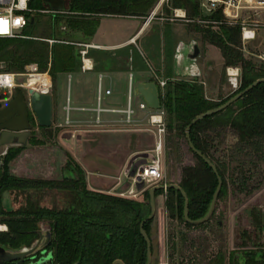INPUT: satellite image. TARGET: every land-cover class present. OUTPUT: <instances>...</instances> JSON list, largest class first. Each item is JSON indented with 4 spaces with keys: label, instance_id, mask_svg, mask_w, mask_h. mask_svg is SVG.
I'll use <instances>...</instances> for the list:
<instances>
[{
    "label": "trees",
    "instance_id": "16d2710c",
    "mask_svg": "<svg viewBox=\"0 0 264 264\" xmlns=\"http://www.w3.org/2000/svg\"><path fill=\"white\" fill-rule=\"evenodd\" d=\"M156 0H67L69 14L66 24L74 31L92 34L98 24L96 16L130 15L145 11ZM176 6L185 7L189 19L202 16L201 0H176ZM44 0H32L30 8L44 9ZM36 13L24 33L30 38H0V63H6L4 71L24 72L25 66L37 63L41 72H49L53 81L58 72L78 71L82 67L79 47L71 43L44 39L63 40L56 37L55 17L43 22ZM214 19L223 21L218 28L193 25V30L202 34V39L220 49L224 67L241 68L239 88L227 98L215 101L206 96L200 79L178 78L170 75L167 86L160 94L166 112L167 126L177 136H184L191 122L201 114L224 104L238 92L246 89L259 78H264V63L257 66L249 59L242 47L240 25L224 22L222 12ZM40 25V34H30ZM42 35V36H39ZM44 35V36H43ZM2 70H0L1 72ZM229 128L237 137L236 150L247 149L264 159V82L258 84L235 103L217 113L206 116L192 125L190 135L195 147L217 166L223 185L219 195L227 191L226 163L218 162L212 154L211 132ZM53 133L50 134L52 136ZM33 144H44V140L33 139ZM23 148H9L0 156V193L26 194L25 205L8 212L0 198V221L7 224L8 231L0 232V243L12 249L31 245L38 237L42 221L56 224L58 264H114L122 260L125 264H147V242L141 232V224L148 236H152L150 188L144 191V199L124 197L116 194L91 190L87 186L85 172L70 155L65 169L75 177L62 179H39L18 177L11 172V162ZM193 152V150H191ZM197 162L182 168L179 186L189 199V216L193 220L203 218L209 211L219 180L213 168L197 153ZM45 190L67 191L69 202L59 207L42 206L31 193ZM166 193L165 206L172 219L180 220L188 227H206L216 213L215 210L204 223L194 224L184 217L185 197L174 187L158 189L155 196ZM253 224L263 230L262 219L253 215ZM153 254V246H152ZM53 264V263H52ZM218 264H225L223 261ZM229 264H264V250H243L232 255Z\"/></svg>",
    "mask_w": 264,
    "mask_h": 264
},
{
    "label": "rangeland",
    "instance_id": "374dc122",
    "mask_svg": "<svg viewBox=\"0 0 264 264\" xmlns=\"http://www.w3.org/2000/svg\"><path fill=\"white\" fill-rule=\"evenodd\" d=\"M64 1L66 8H68L67 0ZM175 4L176 0H156L155 3L145 11L130 15H122L134 16L138 19H115L106 17L103 20L105 27L101 29L99 36L108 37L114 29L111 27L119 22H123L122 24H125V22L127 24L133 22L137 24V26L141 23L144 25L148 16L153 11H156L157 16L154 18L151 25L161 23L166 27H176L179 31L183 29L185 33L182 31L183 35H181L180 41L189 42L191 39L198 41L202 49L201 57L198 59V64L202 70V76L199 79L204 84L206 96L215 101H221L227 98L237 89L234 88L230 82L228 75L229 67H224V59H222L220 49L214 45L204 42L202 34L193 30V25L195 23L187 21L189 19L187 9L185 7L176 6ZM44 6V9H50L48 5L44 4ZM182 11L186 16L185 18L180 17ZM40 13L41 14L38 15V19H41L43 22H46L53 17L56 18L54 20V24L57 38L71 40L70 38H72L73 30L66 24V14ZM251 19L261 20L262 16H252ZM39 29H41L40 25L35 31H31L30 34H40ZM170 31L171 30L169 29L166 37H164L162 32L158 35L149 29V31H147V33L143 35L139 41V44L141 45L147 41L149 44L155 43V50L160 52V55L162 54L165 57L166 72L163 73V78L168 77V74H172L173 77H177L174 73L172 60L177 45L175 40H171L168 36ZM76 38L79 41L84 40V36L81 32L76 34ZM163 41H165V46L161 47L160 44L163 43ZM242 47L245 55L257 66H261L264 63V60L260 58L264 51V27L258 29L255 40L249 42L242 41ZM113 52L114 51H108L110 58L114 57ZM31 64L34 63H30L25 66L24 72H26L27 66ZM148 67L150 69L151 66L148 65ZM5 68L6 63H0V70H2L0 74L8 72L4 71ZM24 72L10 73L21 74ZM137 74L140 75L141 73ZM72 75L76 77V73H72ZM24 78L25 77L19 76V83L24 81ZM47 78L50 80L49 76ZM66 81L67 80L65 78L63 79V76H60L57 81V85L61 91L63 96L62 99L65 104L62 114L63 122H66L67 114L71 112L70 109L67 110V107L71 106V84ZM17 88H20V86ZM25 88H23L25 91H29ZM0 90L2 91L3 89ZM15 90L16 89L13 90V93ZM53 91L54 88L52 87L50 92L53 93ZM141 101L142 98L138 97L134 92L132 107L135 112H142V110L139 109ZM55 122L57 121H54L53 125L50 127L42 128L38 127L36 117H34L33 130L36 132V136H38V138L45 140L44 149L40 148L37 151V161L47 159V156L50 153L47 148L55 147V140L57 139L53 135V137L50 136L51 133L55 134L56 132ZM165 122L167 126L168 122L166 114ZM144 125L148 126L149 124L145 121ZM59 129L63 131L68 129V127H61ZM211 135L213 142L212 154L214 158L218 162H225L227 164V191L224 196L218 200L213 220L206 227H188L180 220L170 218L165 206L166 193L158 195V197H156V211L151 231V241L153 246L152 264H157L165 259L168 260L169 264H218L220 261H223L225 264H229L230 258L233 254L238 256L241 252H243V250H264V228L263 230H259L253 224L254 214L260 216L262 224H264V159L249 149L244 152H237L236 144L238 140L234 132L229 128L213 131L211 132ZM1 150L2 149H0V154L2 152ZM162 162L167 181L177 184H179L181 180L182 168L186 165H192L197 162V159L191 151L186 138H184V136H177V133L175 131L171 132L168 126L164 137ZM17 165L16 161L14 163V167L16 168ZM18 166L17 169L19 170L20 167ZM37 170L40 172V174L37 175L39 177H56L53 172L50 174L45 173V171L42 172L40 165H37ZM123 180L124 182H129L125 179L124 175ZM141 186L142 187L139 188L138 191L140 193L138 197L135 198L137 200H143L144 191L150 188L148 185ZM127 191L128 188L125 187L111 193L129 197L130 195ZM1 196L2 195L0 193V198ZM31 196L42 206L48 207L61 208L69 202V193L62 190L33 192L31 193ZM11 198L13 206L15 209H18L20 206L25 205L27 195H17L15 193H11ZM0 224L4 225L5 223L0 221Z\"/></svg>",
    "mask_w": 264,
    "mask_h": 264
},
{
    "label": "crops",
    "instance_id": "0c3cea01",
    "mask_svg": "<svg viewBox=\"0 0 264 264\" xmlns=\"http://www.w3.org/2000/svg\"><path fill=\"white\" fill-rule=\"evenodd\" d=\"M58 13L69 14L70 12ZM106 17L138 19L134 16L98 14L96 16L98 24L95 31L92 34L81 32L84 36V40L82 41L76 38V34L79 31L73 30L71 40H66V42L74 45L76 43L93 44L99 47L89 48V60L86 61L89 64L87 66L83 67L81 57L82 67L78 71L58 72L54 81L49 72H42L46 73L50 77V80L46 78V84L41 91H49L52 83L54 88L52 93L55 108L54 121H57L55 122L56 132L53 134L57 139L55 140V147L47 148L50 151L47 159L37 161V151L43 148L45 143L39 145L33 144L32 140L34 138L41 139L36 134L28 139L26 145H11L9 148H23L18 157L10 164L12 174L25 178L62 179L68 155H70L83 168L89 189L113 193L115 190L129 187V182H124L123 175L127 166L131 163L133 156L137 153L150 152L154 149L157 140L156 133L148 127L149 125H144L145 121L148 122L144 111L135 112L133 121L130 124L125 122L123 114L108 111H103L99 116L100 122H97L98 114L95 109L97 107L100 75L104 76L102 80L103 89L110 88L112 91L110 95L105 96L103 107H125L129 75L131 73L134 74L136 86L140 82L153 81L155 73L163 78L162 75L166 72L165 57L155 50V43L149 44L147 41L142 45L139 44L141 37L149 29L158 35L162 32L164 37H166L170 29L171 31L168 33V36L171 40H175L176 45H178L177 43L180 42V37L183 35L182 31L183 33L185 31L183 29L179 31L176 27H166L161 23L147 26L141 23L137 26L133 22L128 24L126 22L125 24L119 22L111 27L114 29L108 37H100V31L105 27L103 20ZM61 41L63 40H58V42ZM160 45L164 47L165 41ZM108 51H114L113 58H110ZM172 60L174 67V56ZM148 65L151 66L150 69ZM72 73H76V77ZM137 73L141 74L138 75ZM170 75L172 74H168V77ZM60 76H63V79L65 78L71 84V106L67 107V110L70 109L71 112L67 114L66 122L62 121L65 104L57 85ZM42 78L43 76L30 77L26 81V86L29 81L32 85H40ZM61 127H68V129L61 131L59 129ZM5 149L2 148L1 151L3 152ZM16 161L19 165L17 166L20 167L19 170L17 166L16 168L14 167ZM37 165L41 166L42 172L45 171V173L49 174L53 172L56 177L42 178L37 176L40 174L37 170ZM168 184H171V182H168Z\"/></svg>",
    "mask_w": 264,
    "mask_h": 264
},
{
    "label": "built area",
    "instance_id": "2783aa9c",
    "mask_svg": "<svg viewBox=\"0 0 264 264\" xmlns=\"http://www.w3.org/2000/svg\"><path fill=\"white\" fill-rule=\"evenodd\" d=\"M32 0H0V28L7 27V31H0V38H30L24 33V29L28 26L29 22L32 20V17L38 13H55L50 9H32L30 8V2ZM206 10V11H205ZM201 12L202 16L195 19H188L189 22H194L196 24L202 26H212L214 28H218L223 21H219L214 19V16L218 12H222L224 15V22L229 25H240L241 33H242V41L249 42L253 41L257 37V31L259 28L264 27V0H201ZM61 13H69L61 12ZM157 16L156 11H153L148 18L146 19L144 26L150 25L154 18ZM252 16H262V19H251ZM181 18H185V14L180 15ZM16 21H19L17 23ZM49 43L57 42L55 39H44ZM68 43L66 41H61ZM76 45L80 48V55L83 61V67L87 66L86 61L88 59L89 48H97L99 46L93 44H85V43H76ZM262 60H264V51L260 56ZM41 72L39 70V66L37 63L31 64L27 66L26 72L18 74V73H10L5 72L0 74V80L5 79L12 81L9 84L0 85V89H3L4 92L9 93L10 95L13 93V90L18 86L21 88L24 87V83L28 79V76L35 73ZM228 75L230 82L234 86V88H239V78H240V68L239 67H229ZM25 77L24 81L19 83L18 77ZM10 77V78H9ZM104 76L100 75V84H99V93L97 96V107L96 112L97 122H100V114L103 111H108L112 113H120L125 117V122L130 124L133 121V116L135 114V110L132 107L133 96L135 91V78L134 74L131 73L129 75V85H128V93H127V101L126 106L123 108H104L103 100L105 96L111 94V89H103L102 80ZM154 81H156L160 94L164 91L167 86V79L162 78L156 73L154 74ZM53 87V84L50 88ZM28 89V88H25ZM2 90V91H3ZM30 90V89H28ZM1 91V90H0ZM41 91V90H39ZM46 92V91H42ZM139 109L146 113V117L148 120V124L150 129L156 133V144L152 151L145 153H137L133 156L131 163L127 166L124 177L129 181L128 193L129 197L137 198L139 193L138 189L140 185H148L150 188L154 186H164V190H167V179L163 169V152H164V137L167 131V126L165 122V109H150L147 103L142 100L139 104ZM7 150L5 149L0 156H5ZM1 166V162H0ZM132 172L134 174L132 175ZM138 188V189H137ZM149 189V188H148ZM4 226V228H0V231L8 230L7 225L0 224V227ZM157 264H169L168 260H163Z\"/></svg>",
    "mask_w": 264,
    "mask_h": 264
},
{
    "label": "water",
    "instance_id": "95a60500",
    "mask_svg": "<svg viewBox=\"0 0 264 264\" xmlns=\"http://www.w3.org/2000/svg\"><path fill=\"white\" fill-rule=\"evenodd\" d=\"M44 4L50 7V10L58 12H68V8L65 6L64 0H44ZM206 11V10H205ZM70 12V11H69ZM202 49L197 40L192 39L190 42L180 41L177 45L176 52L174 55V73L178 78H191L198 80L202 76V70L198 64V59L201 57ZM264 82V78H259L246 89L240 91L235 96L230 98L224 104L219 107L209 110L200 116L196 117L191 124L187 127L186 136L189 147L193 152L201 156L216 172L218 176V186L214 193L210 208L208 213L201 219L193 220L189 216V199L186 193L181 189L179 184L171 183L167 185V189L174 187L178 190H181L182 194L185 197V207H184V217L186 221L194 224L204 223L210 219L212 216L217 200L219 198L223 181L218 172L217 166L212 162L207 156H205L199 149L195 147L190 135V130L192 125L202 120L206 116L217 113L223 109H226L243 95L253 89L260 83ZM135 94L141 97L148 105L150 109H161V97L159 87L156 81L149 82H140L135 86ZM10 99L7 104L3 105L4 100ZM54 96L51 92H42L36 89H30L25 91L23 88L16 89V95L13 98H10L9 93L0 91V149L6 148V150L11 145H26L28 139L33 135V125L30 122L29 114L30 112L36 117L38 127H50L54 123ZM134 172H132V175ZM63 175L65 177H75L76 175L64 168ZM142 186L140 185L139 188ZM158 189H165L164 186H154L150 188V205H151V214L148 219H153L156 211L155 206V193ZM2 206L8 212H12L15 209L13 206V201L11 198L10 191H4L1 196ZM146 220L141 224V232L147 242L148 250V262L147 264H152V241L148 234L145 232L143 225ZM44 224H42V227ZM39 238L35 240L29 246H23L19 249H12L7 246H4L0 243V264H6L10 262L23 263L28 258H35L39 252L43 254L46 252L44 249L47 246V243H44V238L51 240L52 234L50 229L39 230ZM52 255L40 259L38 264L43 262V259L47 261L51 258ZM57 259V254H55ZM58 264V262H56ZM114 264H125L122 260L115 261Z\"/></svg>",
    "mask_w": 264,
    "mask_h": 264
},
{
    "label": "flooded vegetation",
    "instance_id": "af4514ba",
    "mask_svg": "<svg viewBox=\"0 0 264 264\" xmlns=\"http://www.w3.org/2000/svg\"><path fill=\"white\" fill-rule=\"evenodd\" d=\"M17 89V88H16ZM239 93V92H238ZM16 95V90H15V92L14 93H12L11 95L9 94V96H10V98H13L14 96ZM10 99H7V100H4V101H2L3 102V105H5V104H7V102L9 101ZM7 101V102H6ZM29 119H30V122H31V124L34 126V115L30 112V114H29ZM32 133H33V135L34 134H36V132H34V130L32 131ZM42 224H44V226L42 227ZM47 230V229H50V231H51V234H52V238H51V240H50V242H49V240H47V238H44V243H47V246L45 247V253L43 254L42 252H39L38 254H37V256L35 257V258H33V259H31V258H28V259H26L23 263H18L17 261L16 262H10V263H6V264H32V263H37L38 261H40V259H42V258H45V257H48V256H50V254L52 255V257L51 258H49L47 261H45L44 259H43V262H41V263H38V264H56V262H57V259L55 258V254H57V247H56V245H54V243H55V241H56V235H55V231H56V224L53 226V225H51L48 221H42L41 223H40V228H39V230ZM38 230V231H39ZM37 231V232H38ZM39 238V235H38V237L35 239V240H37ZM34 240V241H35Z\"/></svg>",
    "mask_w": 264,
    "mask_h": 264
},
{
    "label": "bare ground",
    "instance_id": "6f19581e",
    "mask_svg": "<svg viewBox=\"0 0 264 264\" xmlns=\"http://www.w3.org/2000/svg\"><path fill=\"white\" fill-rule=\"evenodd\" d=\"M179 13H180V12H179ZM181 13H182L181 15L184 14L183 11H182ZM86 63H87V62H86ZM87 64H89V62H88ZM39 76H43V78H42L41 81H40V85H32V84L30 83V81H29L27 86H26V82L24 83V87H26V88H28V89L42 90L43 87H44L45 84H46V78H47V76H48L46 73L35 72V73L31 74V75L28 77V79H27L26 81H28V80L30 79V77H39ZM11 81H12L11 79H9L8 81L5 80V79H2V80H0V85H1V83H6V84H8V83L11 82ZM0 228H4V226H1Z\"/></svg>",
    "mask_w": 264,
    "mask_h": 264
},
{
    "label": "snow or ice",
    "instance_id": "6c2138e0",
    "mask_svg": "<svg viewBox=\"0 0 264 264\" xmlns=\"http://www.w3.org/2000/svg\"><path fill=\"white\" fill-rule=\"evenodd\" d=\"M17 23H19V21H17ZM0 31H4V32H6V31H7V27H6V25H5V27L0 28Z\"/></svg>",
    "mask_w": 264,
    "mask_h": 264
},
{
    "label": "clouds",
    "instance_id": "9594fccd",
    "mask_svg": "<svg viewBox=\"0 0 264 264\" xmlns=\"http://www.w3.org/2000/svg\"><path fill=\"white\" fill-rule=\"evenodd\" d=\"M17 22V21H16Z\"/></svg>",
    "mask_w": 264,
    "mask_h": 264
}]
</instances>
